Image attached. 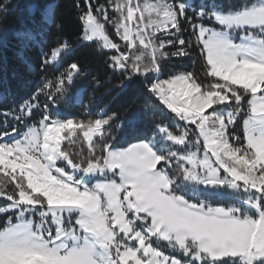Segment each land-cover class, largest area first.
<instances>
[{"label": "snow or ice", "instance_id": "6c2138e0", "mask_svg": "<svg viewBox=\"0 0 264 264\" xmlns=\"http://www.w3.org/2000/svg\"><path fill=\"white\" fill-rule=\"evenodd\" d=\"M84 3L80 39L115 50L109 67L126 74L121 87L156 74L147 91L184 125L173 131L157 124L148 135L139 117L121 121L115 130L127 129L136 141L127 147L112 136L117 114L104 109L75 121L45 104L29 125L39 106L33 101L43 94L58 107L80 69L72 62L44 77L18 112L0 113V197L8 202L0 205L7 217L0 264H264V0L228 7L217 0H110L117 15L103 12L104 22L95 14L103 5L94 13ZM191 38L212 82L182 71L160 79L162 62L189 55ZM58 45L43 55L41 69L71 48L66 39ZM9 118L16 122L10 130ZM189 126L198 132L194 140ZM77 133L87 156L62 146Z\"/></svg>", "mask_w": 264, "mask_h": 264}, {"label": "trees", "instance_id": "16d2710c", "mask_svg": "<svg viewBox=\"0 0 264 264\" xmlns=\"http://www.w3.org/2000/svg\"><path fill=\"white\" fill-rule=\"evenodd\" d=\"M89 2L94 13L96 8L104 6L101 13H95L102 22L103 12H107L110 18L117 15L110 6V0ZM135 2L142 3L143 0ZM190 2L198 4L200 0ZM217 2L228 7L239 5L241 0ZM77 4L80 5L79 9ZM48 7L51 8L50 15L44 20L43 14ZM87 7L84 0H0V8H3L0 11V113H7L10 110L18 112L20 105L29 100L42 86L44 77L51 78L54 74L63 72L70 63L76 62L80 74L75 76L71 85H66L68 94L65 102H60L57 107L41 94L38 101H33L39 106L33 110L31 119L27 121L29 125L42 118L45 104L49 105L50 111L60 112L64 118H72L75 121L95 118L97 113L104 109L107 114L116 113L119 118L112 122V136L117 138L118 147H127L129 143L136 142L133 136L127 134V129L123 133L115 130L116 125L124 120L139 117L138 128L148 135L156 130L157 124H167L173 131L176 130L177 123L183 126L184 122L178 121L174 114L147 91L146 85L156 78V74L133 76L126 82L125 87H121V81H124L126 74L109 67V58L117 54L115 50L100 48L96 41L84 42L80 39L82 22L79 15ZM183 27L187 25L183 24ZM105 28L110 38L121 44L122 49L126 51L123 41L115 35L114 27L105 22ZM28 31L34 33L36 43L25 34H20ZM190 32L191 29H188V32L183 34L186 41L190 39ZM65 39L71 45L70 50L62 54L58 64L41 69L43 55L50 53L52 48L59 46L58 41ZM191 40L193 47L185 46L189 55L169 57L162 62L160 79H166L169 74L182 71L192 72L202 84L212 82V78L206 77V61L201 57L199 48L194 47V38ZM174 50L171 46L167 48L169 52ZM57 100L60 101L59 96ZM146 104L149 105L148 108L145 107ZM4 121L5 116L0 115V122ZM13 123L16 122L9 118L5 126L10 130ZM16 126L24 128L21 123H17ZM189 127L192 129L190 139L194 140L198 132L195 131V126ZM236 130L242 137V119ZM94 143L99 144L100 138L94 137ZM62 146L74 155L78 153L88 155V145L80 133H77L75 143L64 141ZM96 150L99 154V147ZM0 178H3L2 174ZM8 189H11V185H8ZM6 203L8 202L5 198L0 197V205ZM6 218V215H0V228H3ZM161 247L167 253L168 249L164 242H161Z\"/></svg>", "mask_w": 264, "mask_h": 264}, {"label": "rangeland", "instance_id": "374dc122", "mask_svg": "<svg viewBox=\"0 0 264 264\" xmlns=\"http://www.w3.org/2000/svg\"><path fill=\"white\" fill-rule=\"evenodd\" d=\"M135 1V0H134ZM145 2V0H143V2L141 4H143ZM147 2L151 3L153 1L151 0H147ZM50 15V14H49ZM49 17H48V12L45 11L44 14H43V19L44 20H47ZM21 35H26L29 39L32 40L33 43H36V39H35V36H34V33L31 32V31H28V32H24V33H20ZM236 42H239L238 39L236 40ZM166 108V107H165ZM167 109V108H166ZM168 110V109H167ZM170 111V110H169ZM209 112L211 111L210 109L208 110Z\"/></svg>", "mask_w": 264, "mask_h": 264}, {"label": "bare ground", "instance_id": "6f19581e", "mask_svg": "<svg viewBox=\"0 0 264 264\" xmlns=\"http://www.w3.org/2000/svg\"><path fill=\"white\" fill-rule=\"evenodd\" d=\"M50 7H48L47 9H46V11L48 12V17H49V14H50Z\"/></svg>", "mask_w": 264, "mask_h": 264}]
</instances>
